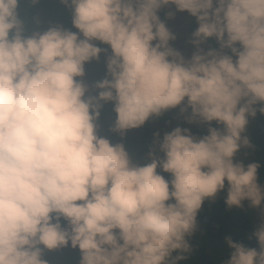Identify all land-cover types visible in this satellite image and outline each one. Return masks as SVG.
<instances>
[{
  "label": "clouds",
  "instance_id": "1",
  "mask_svg": "<svg viewBox=\"0 0 264 264\" xmlns=\"http://www.w3.org/2000/svg\"><path fill=\"white\" fill-rule=\"evenodd\" d=\"M21 3L0 0V264H49L45 251L66 247L79 264H181L205 199L227 185L228 207L261 206L259 163L235 157L264 115V0H60L76 31H30ZM168 5L197 21L190 58L170 44ZM209 38L218 49L201 47ZM108 103L121 141L181 105L209 127L155 132L141 163L101 134ZM253 236L259 251L226 237L223 264H264V209Z\"/></svg>",
  "mask_w": 264,
  "mask_h": 264
},
{
  "label": "trees",
  "instance_id": "2",
  "mask_svg": "<svg viewBox=\"0 0 264 264\" xmlns=\"http://www.w3.org/2000/svg\"><path fill=\"white\" fill-rule=\"evenodd\" d=\"M39 9H41L47 19H51L53 22L59 25L69 28L72 31L76 29L71 25V10L65 7L60 0H39L36 5H32L28 0H22L20 5L21 17L27 21V27L30 31L35 30L38 22ZM169 11H162L159 17L165 22L169 28L170 19L166 17V13ZM191 16V15H190ZM193 23L190 26V34L198 27L195 17ZM98 43V42H97ZM207 50L209 47H219L215 38H209L205 43ZM106 48V45H99ZM105 56L101 54V67L99 71V79H102L105 74ZM183 105L178 106L175 109L169 111V113L161 115L159 117L153 116L142 126L143 132L140 134L141 139L138 138H116V142H123L126 149L132 154L134 161L141 163L149 162L145 161V156L149 149L153 147V133L152 123L155 122H183L189 124L185 120V116L190 114L188 112L181 114L180 108ZM259 107V105H257ZM115 118V114L112 111V104H105L101 110V116L99 123H103L106 120ZM252 125L255 129L252 128ZM195 124V123H194ZM191 125V132L193 135L199 137L207 134V128L202 129L197 126ZM212 127H222L212 122ZM246 136L250 141V147H241L240 151L236 154L235 159L243 162L245 165L248 163H259L260 167L257 170L258 183L264 188V115L257 112L255 118L249 117V123L245 132L242 134ZM149 142L148 145H144L145 142ZM143 142V144L141 143ZM141 143V145H139ZM162 155V154H161ZM159 171V169H158ZM168 178L167 173H161ZM227 195V185L225 190L219 192L214 198L205 199L203 205L197 215V229L191 237L189 242L192 246V251L188 254V259L181 264H223L228 259L230 252L232 251L227 243L226 237H230L235 242L243 243L247 247L256 248L259 251V247L255 237L254 231L261 223L260 220L256 223L253 219L252 209L248 201L242 202V207H228L225 204ZM261 209H264V202L261 204ZM175 255V253H174ZM55 261H48L49 264H79V255H65L59 259H53Z\"/></svg>",
  "mask_w": 264,
  "mask_h": 264
},
{
  "label": "rangeland",
  "instance_id": "3",
  "mask_svg": "<svg viewBox=\"0 0 264 264\" xmlns=\"http://www.w3.org/2000/svg\"><path fill=\"white\" fill-rule=\"evenodd\" d=\"M166 10L172 11L174 13V16L170 18V21H169V30L175 34L176 39L174 41H170V44L172 47L179 50L186 59L190 58L192 53L195 51L194 46L190 43L192 39V36L190 34V26L193 23V18L190 16V14L187 11H184V12L176 11L174 5H168V6L161 8L158 11V15L162 11H166ZM50 25H59V24L56 22H53L51 19H47L43 11L39 9L38 22H37V25L34 31L46 30L47 27H49ZM201 47L206 49L205 44L201 45ZM100 67H101V57L99 61H92L91 63L85 65L86 75L84 77V80L86 83L91 85L96 80H99ZM170 110L164 112L162 115L169 113ZM112 123H113V119H109V120L105 119V121L100 124L101 125L100 132L102 135L107 136L112 142L115 143L116 142L115 139L121 138V137L118 133H112L109 131ZM151 126H152V133L154 134L155 132H160L161 137L163 136L164 132L171 131L176 126H180L182 128H189L190 131H192L191 125L183 123V122H173V123L155 122V123H152ZM194 126H197L202 129L206 128V124H202V123L195 124ZM251 126L253 129H255L252 123H251ZM142 132H143L142 126L137 129H130L124 133L123 138H135V139L138 138V141H139L141 139L140 134ZM141 143L143 144V142ZM141 143H139V145H141ZM148 143L149 142L147 141L144 143V145H148ZM145 161H147L146 156H145ZM252 215H253L254 221L257 223L261 217V206L253 207ZM68 254H71V255L75 254V255L80 256V253L78 250H74L70 247H66V248H62L59 250L45 251L43 258L46 259L47 261H55L53 259H57V258L59 259L60 257H63Z\"/></svg>",
  "mask_w": 264,
  "mask_h": 264
}]
</instances>
